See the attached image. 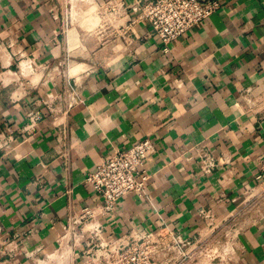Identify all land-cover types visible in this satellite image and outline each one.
I'll return each instance as SVG.
<instances>
[{
  "label": "crops",
  "instance_id": "0c3cea01",
  "mask_svg": "<svg viewBox=\"0 0 264 264\" xmlns=\"http://www.w3.org/2000/svg\"><path fill=\"white\" fill-rule=\"evenodd\" d=\"M218 1L165 48L146 21L100 45L70 0H0V264H84L65 225L100 200L87 174L143 138L147 188L103 235L197 237L213 220L223 264H264V213L223 227L264 165V0Z\"/></svg>",
  "mask_w": 264,
  "mask_h": 264
},
{
  "label": "built area",
  "instance_id": "2783aa9c",
  "mask_svg": "<svg viewBox=\"0 0 264 264\" xmlns=\"http://www.w3.org/2000/svg\"><path fill=\"white\" fill-rule=\"evenodd\" d=\"M71 8L89 21L85 32L100 45L116 39L127 40L133 27L141 21L152 26L165 48L207 20L219 7L218 0H70ZM86 6V8L84 6ZM78 15V16H79ZM74 24V15L70 18ZM3 71H0V74ZM155 151L150 138L136 141L132 146L114 148L103 157L97 168L87 174L100 200L75 211L66 222V230L83 250L84 264H223L229 263L227 244L217 242V224L209 222L207 235L184 236L162 227L156 232L132 229L119 238L105 237L99 221L113 216L119 200L130 192H144L149 181L146 160ZM256 184L246 190L245 200L230 221L239 233L249 221L238 223L237 216L259 217L264 213V165L256 176ZM208 217V214H205ZM90 235V236H89Z\"/></svg>",
  "mask_w": 264,
  "mask_h": 264
}]
</instances>
